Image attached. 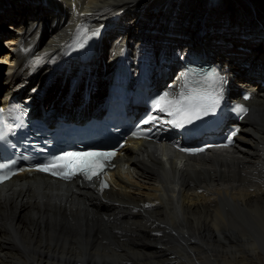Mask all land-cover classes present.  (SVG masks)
<instances>
[{
  "label": "bare ground",
  "instance_id": "bare-ground-1",
  "mask_svg": "<svg viewBox=\"0 0 264 264\" xmlns=\"http://www.w3.org/2000/svg\"><path fill=\"white\" fill-rule=\"evenodd\" d=\"M7 1L0 11V24L15 10L16 4ZM39 1L42 6L32 7L33 15L16 26V33L8 32L6 50H0V63L6 64L0 66L6 85L3 105L34 74L39 76V85L25 99L37 98L51 76L57 82L61 74L73 69L66 55L71 49L78 53L84 39L78 33L85 27L89 35L98 30V36L88 40L106 53H92L78 62L74 82L62 86L60 79L52 100L98 77L103 87L97 105L103 106L105 86L110 82L106 73L109 76L116 69L123 54L130 55L131 66L141 72L137 57L142 34L135 26L145 27L154 9L160 13L152 17L163 19L166 26L172 20L177 33L192 36L163 0H53L56 11ZM250 2L264 9V0ZM231 6L229 1L223 7ZM190 7L183 4L185 10ZM214 9L203 5L194 12ZM164 33L177 36L173 30ZM179 44L185 47L180 50L183 54L192 42L183 39ZM207 49L201 46L198 52L203 55ZM221 58L219 53L217 60ZM218 67L229 86L235 78L232 69L241 70L238 77L244 79L238 86L252 94L247 103L252 111L242 119L233 146L198 156L161 157L155 141L128 143L108 174L109 189H101L99 181L78 179L66 184L35 173L14 177L0 188V264H209L212 259L217 264H264L263 255L242 244L248 238L264 239V218L258 216H264V87L247 77L238 64L230 69L224 60ZM55 68L60 70L51 73ZM230 93L239 96L241 90ZM85 101L83 97L81 102ZM216 243L220 249L210 247Z\"/></svg>",
  "mask_w": 264,
  "mask_h": 264
},
{
  "label": "rangeland",
  "instance_id": "rangeland-1",
  "mask_svg": "<svg viewBox=\"0 0 264 264\" xmlns=\"http://www.w3.org/2000/svg\"><path fill=\"white\" fill-rule=\"evenodd\" d=\"M229 1L232 3V6L228 8L223 7ZM250 1H259L257 3L263 2V0H219L217 3L213 4L212 0H163V4L166 6L169 12L174 15L177 21L182 24L185 32L188 35L192 34V36L189 38L184 36L183 33H177V29L174 28V21L172 20L168 26H166L163 23V19L152 17L160 13L155 9L149 12V15L151 16L147 18L145 27L141 28V24L137 23L135 26V31L142 34L140 38V44L142 46L154 44L156 45V48L154 49H158L160 48V45L156 41L157 39H160L164 41L166 40L169 43L168 45L163 46L173 47L176 46L173 42L189 39L192 44L188 45L193 48L196 53H200L198 52L199 47L207 46L210 48V51L214 56H216V58H218V54L220 53L222 58L219 62L224 63V60H227L229 62L230 69L234 64H238L242 71L245 72L244 74L249 76L251 75L250 70L254 67V65H256L258 67L260 66V68H257V72L262 73L261 70H263L262 67H264V51L262 49L264 48V39L259 40L258 35L260 36L262 34L261 29H264V9L256 8V6L253 5L255 3L252 4ZM9 3L7 0H0V11L2 8H6ZM12 3L16 4L15 10H11L8 16L12 17L16 23H13L14 21L6 22L5 20L7 18H5L3 20V24H0V50L3 51L6 50L5 40L10 37V35H8V30L11 29L12 31L10 30V32L12 33H16L17 30L16 27L13 28L9 25L13 26L15 24L14 26H18L21 23L26 22L29 16L33 15L32 7L36 8L37 6H42L41 1L31 2L28 0H18V3H15L12 0ZM44 3L47 5L50 11H56L53 0H44ZM183 4H190L191 7L185 10L183 8ZM203 5H213L215 6V9L210 13L196 14L194 12L195 8ZM18 9H21L19 13L21 15L24 14L23 17H20V14L16 13V10ZM46 14L44 18L46 17ZM207 20V24H204ZM238 26L247 27V29L246 31H237L236 29H238ZM168 30H173L175 33H177L176 35H178V38L166 35L164 32ZM144 33L150 35H146ZM177 46L181 51H183V47L179 43ZM191 48L189 50H191ZM254 49L257 51V54H254ZM247 53L250 55H247ZM224 55L226 57L225 59H223ZM4 65L6 64L0 63V66ZM232 71L235 77L241 75V70L232 69ZM2 73L3 68L0 67V98L6 88L3 78L4 74L2 75ZM251 77L257 79V76ZM261 81H264V79L262 80L261 78ZM93 85H96V82H93ZM34 86L35 83L31 82L30 88H33ZM261 86L264 87L262 83ZM52 93L53 88L49 87L46 92V96H50ZM55 96L56 95H53L51 100ZM91 105L92 103H90L89 106ZM258 216L261 219L264 218L261 213H259ZM242 244L245 248L263 255L262 262L264 263L263 238H248ZM210 247L213 249H220L219 243H216ZM8 258L14 262L19 261L17 256L8 255ZM123 259H121L119 263ZM80 264L85 263L84 261H80ZM209 264H217V262L215 259H212L209 261Z\"/></svg>",
  "mask_w": 264,
  "mask_h": 264
},
{
  "label": "snow or ice",
  "instance_id": "snow-or-ice-1",
  "mask_svg": "<svg viewBox=\"0 0 264 264\" xmlns=\"http://www.w3.org/2000/svg\"><path fill=\"white\" fill-rule=\"evenodd\" d=\"M98 30H93L91 34H88V29L85 27L82 29L80 33H78V37L80 35L84 36L82 42L78 44L79 47H83L88 39H91L95 36H98ZM208 79L210 80H219L222 84V78L216 75H209ZM171 90L165 91L159 97L155 99L153 102V106L155 109H158L161 112H166L169 116H174L181 118L178 120V126L180 122H192L194 119H198L202 115H207L210 112H214L216 107L220 102V98H222V92L218 93L216 96H212L210 93H200L198 91H194L193 89H189L187 92L181 91L180 93H174L173 99H166L169 97ZM174 109V110H173ZM241 113H246L247 109L243 106H237L235 109ZM156 117H149L148 120L144 121L149 122V120H155ZM171 123V121H169ZM238 131V130H236ZM235 135V132L230 134ZM229 137L228 143H231V138ZM227 146V145H225ZM115 155L114 152L109 153H66L64 157H57L55 161L51 162L52 164H56L59 167L64 168H73L75 167V171H70L69 173H57L52 172L53 175H61L64 179H69L71 175H75L76 172H80L85 175L88 179H91L93 174H97L98 171H102L100 168L99 161L94 159L95 157H111ZM73 158L69 160L67 164H59L58 162L61 160H65L66 158ZM14 164L15 161H12ZM9 165L4 164L0 165V168H7ZM40 171H52V168L49 164H45L39 167Z\"/></svg>",
  "mask_w": 264,
  "mask_h": 264
}]
</instances>
